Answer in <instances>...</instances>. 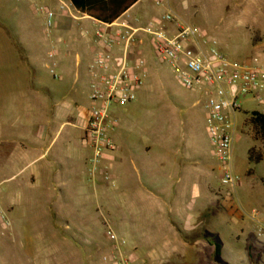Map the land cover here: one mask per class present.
<instances>
[{"label": "rangeland", "instance_id": "obj_1", "mask_svg": "<svg viewBox=\"0 0 264 264\" xmlns=\"http://www.w3.org/2000/svg\"><path fill=\"white\" fill-rule=\"evenodd\" d=\"M47 7L44 0H0V67H6L0 74L9 87H15L16 82L36 87L47 116L55 111L62 113L69 106L73 111L86 112L88 117L92 109L89 60L81 56L78 63L74 51L52 55V36L45 13L40 12ZM50 8L56 10L53 5ZM169 14L216 40L217 49L230 62L264 68V0H149L125 20L137 27L154 24V29L163 30L164 26L173 34V24L164 21ZM77 36L86 40L80 30ZM91 38L93 41L94 32ZM143 42L138 49L144 52L133 57L146 62L142 88L134 102L110 108V114L118 120L112 136L130 153L122 160L126 167L123 176H135L131 160L138 163L145 156L157 131L176 129L175 141L181 145L190 118L196 135L214 155L210 180L213 196L230 199L232 211L219 205L216 211L207 212L206 223L197 232L181 231L192 244L198 242L181 258L183 248L163 224H141L132 213V200L112 192L117 188L113 175L114 186L99 181V177L89 181L90 197L84 203L90 213L73 220L64 213L66 200L54 191L41 198L36 187L26 186L23 175L0 183V264H155L157 257L164 258L172 251L176 252L169 264H252L248 239L254 238L260 246L264 243L258 223L264 224V141L255 137L248 120L254 112L264 114V102L239 100L233 171L241 180L235 188L226 186L207 133V96L201 89L182 86L170 67L156 57L151 38L143 36ZM50 125L58 129L60 122ZM88 149L87 178L92 156ZM251 149L262 155L258 164L249 161ZM92 222L97 226L90 233L85 225ZM217 240L224 246L220 256L216 255ZM260 264H264V255Z\"/></svg>", "mask_w": 264, "mask_h": 264}, {"label": "crops", "instance_id": "obj_2", "mask_svg": "<svg viewBox=\"0 0 264 264\" xmlns=\"http://www.w3.org/2000/svg\"><path fill=\"white\" fill-rule=\"evenodd\" d=\"M44 1L48 3L45 9L54 14L49 29L52 55L59 57L74 51L78 63L81 56L89 62L92 59L95 50L91 38L94 24L127 22L126 17L134 9L149 3V0H114V14L120 16L113 23H107L79 12L71 0ZM52 5L56 10H51ZM45 19L47 26L46 14ZM87 23L90 27L84 28ZM78 30L86 40L78 38ZM0 69V72L6 71V67L1 66ZM36 89L28 83L20 85L19 82L15 87H9L0 74V183L24 175L26 186L36 187L41 198L54 191L58 198L66 200L64 213L73 220L90 213L84 203L90 197V183L85 170L89 149L82 142L87 115L67 106L62 113L55 111L47 116ZM189 120L190 127L186 130L187 136L181 137V145L175 141L178 135L176 129L156 132L145 156L138 163L131 160L134 177L123 176L126 167L122 160L124 154L130 153L114 138L118 150L104 161L117 182V188L112 192L132 200V213L141 224H163L183 248L181 258H185L189 250L198 244H192L181 231L197 232L206 223L207 212L219 205L232 211L230 199L221 198L220 194L213 196L210 180L214 155L198 138ZM54 121L60 122L58 129L50 125ZM96 226L97 223L92 222L90 226L85 225V229L91 233ZM216 242L222 255L224 246L220 240ZM175 252L164 258L157 257L154 263L169 264Z\"/></svg>", "mask_w": 264, "mask_h": 264}, {"label": "built area", "instance_id": "obj_3", "mask_svg": "<svg viewBox=\"0 0 264 264\" xmlns=\"http://www.w3.org/2000/svg\"><path fill=\"white\" fill-rule=\"evenodd\" d=\"M40 12L46 14L50 29L54 14L46 9ZM164 21L173 24V34L167 28L154 29V24L146 28L127 22L93 26L95 50L88 67L92 109L82 138L83 144L92 150L88 180L96 181L99 177L114 186L109 168L104 164L106 157L118 150L112 136L118 120L110 114V108L134 102L142 88L146 62L133 57L144 52L138 47L144 44L143 36H148L156 57L170 67L182 86L188 90L201 89L207 96L204 110L209 141L221 165L222 183L235 188L241 180L233 171L235 115L241 98L264 102V68L232 63L219 52L216 40L170 14ZM258 223L264 238V224ZM108 235L115 239L111 231Z\"/></svg>", "mask_w": 264, "mask_h": 264}, {"label": "trees", "instance_id": "obj_4", "mask_svg": "<svg viewBox=\"0 0 264 264\" xmlns=\"http://www.w3.org/2000/svg\"><path fill=\"white\" fill-rule=\"evenodd\" d=\"M73 6L81 13L107 23H113L119 14H114V0H71ZM249 124L252 126L255 137L264 141V114L254 112L250 115ZM249 161L252 164H258L262 161V155L259 151L251 149L249 151ZM216 255L221 253L220 245L215 242ZM248 256L252 264H260L264 255V245H258L254 238H249L247 241Z\"/></svg>", "mask_w": 264, "mask_h": 264}]
</instances>
